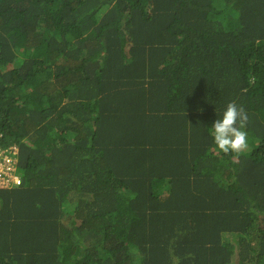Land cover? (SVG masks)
Wrapping results in <instances>:
<instances>
[{
	"label": "trees",
	"instance_id": "obj_1",
	"mask_svg": "<svg viewBox=\"0 0 264 264\" xmlns=\"http://www.w3.org/2000/svg\"><path fill=\"white\" fill-rule=\"evenodd\" d=\"M0 134V264H264V0H0Z\"/></svg>",
	"mask_w": 264,
	"mask_h": 264
},
{
	"label": "clouds",
	"instance_id": "obj_2",
	"mask_svg": "<svg viewBox=\"0 0 264 264\" xmlns=\"http://www.w3.org/2000/svg\"><path fill=\"white\" fill-rule=\"evenodd\" d=\"M248 121L249 117L243 106L235 101L228 103L222 118L216 120L212 127L214 142L224 154H241L248 149Z\"/></svg>",
	"mask_w": 264,
	"mask_h": 264
},
{
	"label": "built area",
	"instance_id": "obj_3",
	"mask_svg": "<svg viewBox=\"0 0 264 264\" xmlns=\"http://www.w3.org/2000/svg\"><path fill=\"white\" fill-rule=\"evenodd\" d=\"M0 134V189L22 185V172L18 167L19 147L17 144L3 148Z\"/></svg>",
	"mask_w": 264,
	"mask_h": 264
}]
</instances>
